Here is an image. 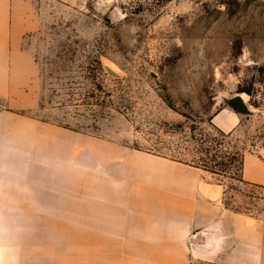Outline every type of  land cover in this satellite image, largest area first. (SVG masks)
Returning <instances> with one entry per match:
<instances>
[{
	"label": "rangeland",
	"instance_id": "obj_1",
	"mask_svg": "<svg viewBox=\"0 0 264 264\" xmlns=\"http://www.w3.org/2000/svg\"><path fill=\"white\" fill-rule=\"evenodd\" d=\"M35 16L39 27L25 40L36 63L26 103L17 94L20 104L0 100V108L39 124L31 140L45 155L66 153L53 128L105 139L200 168L222 188L226 208L264 218V0H38ZM235 97L246 110L231 105ZM224 108L239 120L229 131L214 122ZM245 155L257 159L251 176L261 173V182L245 180ZM21 188L0 185V264L71 257L33 250L25 260L24 240L44 233L24 239V228H84L87 218L72 224L63 203Z\"/></svg>",
	"mask_w": 264,
	"mask_h": 264
},
{
	"label": "crops",
	"instance_id": "obj_2",
	"mask_svg": "<svg viewBox=\"0 0 264 264\" xmlns=\"http://www.w3.org/2000/svg\"><path fill=\"white\" fill-rule=\"evenodd\" d=\"M37 1L0 0V100L13 105L20 104L15 95L28 97L25 88L36 69L25 40L39 27ZM5 108H0V185L18 184L31 198L63 203L72 224L87 218L84 228H24V239L44 233L24 240L25 260L28 251L31 256L33 250L56 249L72 255L59 264H264V218L226 208L222 188L204 181L202 169L54 128L50 136L58 134L66 153L47 156L46 146L31 140L32 126L39 124L15 107ZM214 122L229 131L239 120L224 108ZM16 134L23 138L19 146L9 143ZM50 151L57 153L56 146ZM52 160L55 166L43 167ZM254 164V156H244V178L261 182V173L251 176ZM31 263L42 264V258Z\"/></svg>",
	"mask_w": 264,
	"mask_h": 264
},
{
	"label": "water",
	"instance_id": "obj_3",
	"mask_svg": "<svg viewBox=\"0 0 264 264\" xmlns=\"http://www.w3.org/2000/svg\"><path fill=\"white\" fill-rule=\"evenodd\" d=\"M230 103L235 108L246 110V107L243 104L242 99L240 97H235V98L230 99Z\"/></svg>",
	"mask_w": 264,
	"mask_h": 264
},
{
	"label": "trees",
	"instance_id": "obj_4",
	"mask_svg": "<svg viewBox=\"0 0 264 264\" xmlns=\"http://www.w3.org/2000/svg\"><path fill=\"white\" fill-rule=\"evenodd\" d=\"M219 133L221 134V136L226 137V134H224L223 132L219 131Z\"/></svg>",
	"mask_w": 264,
	"mask_h": 264
}]
</instances>
